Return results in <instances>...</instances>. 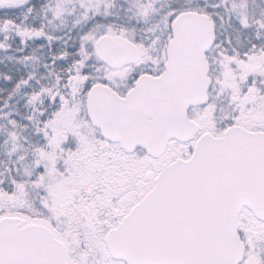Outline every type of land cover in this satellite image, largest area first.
Returning <instances> with one entry per match:
<instances>
[{
    "label": "snow or ice",
    "instance_id": "snow-or-ice-1",
    "mask_svg": "<svg viewBox=\"0 0 264 264\" xmlns=\"http://www.w3.org/2000/svg\"><path fill=\"white\" fill-rule=\"evenodd\" d=\"M0 264H264V0H0Z\"/></svg>",
    "mask_w": 264,
    "mask_h": 264
}]
</instances>
